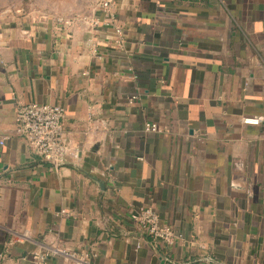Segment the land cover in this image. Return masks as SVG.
Segmentation results:
<instances>
[{
	"label": "crops",
	"instance_id": "1",
	"mask_svg": "<svg viewBox=\"0 0 264 264\" xmlns=\"http://www.w3.org/2000/svg\"><path fill=\"white\" fill-rule=\"evenodd\" d=\"M100 1L0 26V264H264V0H116L122 34ZM32 102L80 169L16 134ZM144 206L182 236L131 234Z\"/></svg>",
	"mask_w": 264,
	"mask_h": 264
},
{
	"label": "built area",
	"instance_id": "2",
	"mask_svg": "<svg viewBox=\"0 0 264 264\" xmlns=\"http://www.w3.org/2000/svg\"><path fill=\"white\" fill-rule=\"evenodd\" d=\"M116 0H101L99 7L102 10L105 25H114L118 34L122 29L115 24L116 15L114 7ZM74 17H57L59 25L70 28L75 22ZM99 19L94 21L98 24ZM136 96L130 100L134 101ZM65 109L58 104L32 102L20 105L15 115V132L27 140L30 147L44 161L53 165L75 163L79 159L76 151H70L64 135ZM243 122L248 125L264 123V117H245ZM148 130H159L156 123H148ZM4 140L1 141V144ZM131 219L138 230L146 234L151 243H173L181 234H177L170 226L162 224L159 214L152 206L141 207L131 214ZM88 255L75 257L74 264H90ZM37 258V257H36Z\"/></svg>",
	"mask_w": 264,
	"mask_h": 264
},
{
	"label": "rangeland",
	"instance_id": "3",
	"mask_svg": "<svg viewBox=\"0 0 264 264\" xmlns=\"http://www.w3.org/2000/svg\"><path fill=\"white\" fill-rule=\"evenodd\" d=\"M94 4L95 0H0V26L17 17H84Z\"/></svg>",
	"mask_w": 264,
	"mask_h": 264
},
{
	"label": "water",
	"instance_id": "4",
	"mask_svg": "<svg viewBox=\"0 0 264 264\" xmlns=\"http://www.w3.org/2000/svg\"><path fill=\"white\" fill-rule=\"evenodd\" d=\"M63 165H69L73 168L80 169L79 165H77L76 163H65ZM131 234L136 235V236H140V237L143 236V233H141V232H135V233H131Z\"/></svg>",
	"mask_w": 264,
	"mask_h": 264
}]
</instances>
